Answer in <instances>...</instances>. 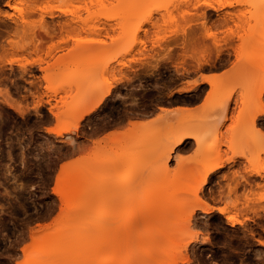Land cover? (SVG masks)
<instances>
[{"label":"rangeland","instance_id":"obj_1","mask_svg":"<svg viewBox=\"0 0 264 264\" xmlns=\"http://www.w3.org/2000/svg\"><path fill=\"white\" fill-rule=\"evenodd\" d=\"M196 1L5 0L11 7L0 9V168L13 173L20 196L0 207V228L8 229L12 220L21 225L7 249L10 264L57 262L62 235L86 225L77 221L76 207L66 208L54 191L57 178H80L87 190L97 186V179L118 172L127 177L109 191L123 189L124 200L93 204L99 212L92 227L103 212L120 205L116 212L121 218L115 212L112 228L127 218L137 224L128 238L111 232L106 264H211L221 258L225 240L236 241L248 264H264V246L258 243L264 239V136L258 117L253 120L264 106L259 102L262 91L264 96V60L259 61L264 58V22L254 28L251 17L262 14L263 20L264 0H230L235 6L221 12L204 4L191 6ZM204 10L208 18L200 15ZM227 12L246 13L244 30L236 16L229 24L220 20L224 17L219 14ZM43 17L47 28H58L54 39L41 32ZM72 18L64 30L58 27ZM208 27L219 43L208 36ZM244 36L253 45L242 44ZM53 43L61 45L54 49ZM39 44L42 49L35 53ZM51 47L53 56H46ZM121 62L128 66L122 68ZM208 69L229 71L219 77L202 107L129 128L171 104L199 101L205 87L182 89L195 73ZM184 133L192 135L189 141L174 148ZM233 155H238L235 161L206 174L210 163ZM79 157L88 158L68 165ZM116 160L124 163L120 169L111 167ZM105 161L108 169H99ZM34 168L41 174L37 187L48 189L39 212L29 184L20 179ZM204 206H225L242 223L231 225L216 209L205 213ZM130 213L134 218L127 217Z\"/></svg>","mask_w":264,"mask_h":264},{"label":"bare ground","instance_id":"obj_2","mask_svg":"<svg viewBox=\"0 0 264 264\" xmlns=\"http://www.w3.org/2000/svg\"><path fill=\"white\" fill-rule=\"evenodd\" d=\"M33 1V3L34 4H36L38 1L37 0H32ZM36 1V2H35ZM32 2H31V4H33ZM187 3H188V1H187ZM243 3V1H239V4H242ZM33 4V5H34ZM190 4V3H189ZM202 4H204L207 8H211V9H213V10H215V11H220L222 8H224V7H226V6H235V2L234 1H230V0H215V1H207V0H197L196 2H194V3H191V6H193V7H195V8H197L198 6H200V5H202ZM255 4H257L256 6H260L259 4V2H257V3H255ZM36 6V5H35ZM180 7V6H179ZM178 7V8H179ZM182 9V8H181ZM185 9V8H184ZM183 9V10H184ZM187 11H188V9H186ZM259 10V9H258ZM257 10V11H258ZM185 12V14L184 15H186L187 17H185L184 15L182 16V17H185V19H186V21L189 19V16L186 14V13H188L189 14V11L188 12ZM183 12V11H182ZM221 12V11H220ZM259 12V11H258ZM264 12V11H263ZM262 12V13H263ZM180 13V12H179ZM193 13V12H192ZM207 12L204 10V12L202 13V14H200V15H202V16H204V18H208L206 15ZM255 14H256V12H254ZM261 13V12H260ZM181 14V13H180ZM183 14V13H182ZM181 14V15H182ZM191 14V13H190ZM219 14V13H218ZM220 16H223L224 17V19H220L222 22H225L226 24H229V21H231V20H233L234 21V19H235V16L239 19V22L241 21V23H239V22H237L238 23V25L237 26H239V27H241V28H243L244 27V21L245 22H248V19H245V17L244 16H246V13H241V15H235V13H232V12H227V13H220L219 14ZM257 16H251L254 20H256V23H255V25H253V27L254 28H257L258 26H260V24L262 23V22H264V18H263V20H262V18L261 17H263L262 16V14L261 15H259V14H256ZM259 15V16H258ZM191 16V15H190ZM184 19V20H185ZM45 19H44V17L43 18H41L40 20H39V23H40V28L42 29V33L44 32L46 35H50V36H52V39H54L53 38V36L54 35H52V34H56V32L58 31H56L55 32V30L56 29H58V28H56V27H54L53 29H49V27L47 28V26L45 25V21H44ZM72 20H74L73 18L72 19H67V20H65L64 22H61L59 25L60 26H58L59 28H61V29H63L64 30V28H66L68 25H70L71 23H72ZM219 20V21H220ZM224 20V21H223ZM247 20V21H246ZM219 21H217L218 23H221V22H219ZM22 22L24 23V24H26L28 21L26 20V18L23 16L22 17ZM156 22L157 21H155L153 24H155V25H157L156 24ZM189 22V21H188ZM38 23V24H39ZM207 22L206 21H204L203 22V25L206 27L207 26V24H206ZM217 23H215L214 25H216ZM264 24V23H263ZM154 25V26H155ZM223 25H225L224 23H223ZM262 25V24H261ZM158 26V25H157ZM156 27V26H155ZM237 28V32H238V30L240 29L241 30V28ZM250 27H251V25H250ZM253 27H251V28H253ZM261 27V26H260ZM209 28V32H208V36H210V37H213L214 38V40H215V42L216 43H219V40H217L216 39V33L215 32H212V30L210 29V27H208ZM229 28V27H228ZM250 28V29H251ZM52 30V31H51ZM211 30V31H210ZM225 30H226V28H225ZM239 30V31H240ZM242 30H244V28L242 29ZM249 30V29H248ZM256 30H258V29H256ZM255 30V31H256ZM259 30H261L260 28H259ZM235 31V30H234ZM245 31H246V28H245ZM258 32V31H257ZM42 33H41V35H42ZM43 33V34H44ZM185 33V32H184ZM227 33V32H226ZM228 33H232V35H234L235 33H236V31H235V33L231 30H229V32ZM239 33V32H238ZM254 34H255V32H254ZM185 36V35H184ZM55 37V36H54ZM231 37H234V36H231ZM258 37V36H257ZM249 40H253V39H250V36H249V38H248ZM257 39H259V37L257 38ZM197 40V39H196ZM199 40V39H198ZM245 40V41H244ZM244 43H242V44H247L246 42H249V43H251L249 40H246V38H245V36H244ZM184 43H185V41H184ZM204 43V42H203ZM248 43V44H249ZM252 43H254V42H252ZM251 43V44H252ZM260 43V42H259ZM54 44V43H53ZM247 44V45H248ZM52 45V44H51ZM58 45V47L61 45H59V44H57L56 43V46ZM250 45V44H249ZM253 45V44H252ZM55 46V44H54V49L56 48H58V47H56ZM204 45H202V47H203ZM206 46H208V45H206ZM41 47V45L39 44V45H35V53H36V51H37V53H39L40 51L39 50H41L42 48H40ZM256 47H257V45H256ZM184 49V51L182 52L183 54H184V56H187V55H189V54H187L188 52L186 51V45H184V47H183ZM259 48V47H258ZM50 49V48H49ZM52 47H51V50H47L46 51V56H48V55H50V56H53L52 54H53V51L55 52V50H54ZM203 49H204V47H203ZM208 49H210V47H208ZM207 49V50H208ZM53 50V51H52ZM206 50V49H205ZM211 50V49H210ZM39 51V52H38ZM58 51V50H57ZM200 51H202V49L200 50ZM204 51V50H203ZM185 52V53H184ZM187 52V53H186ZM209 52V51H208ZM219 54L222 52V50L220 49L219 51ZM42 53V52H41ZM204 53V52H203ZM227 53V52H226ZM203 55V54H202ZM40 56H41V54H40ZM205 56V55H204ZM45 57V56H44ZM189 57V56H188ZM246 57V56H245ZM248 57V56H247ZM246 57V59H248ZM38 58V57H37ZM46 58V57H45ZM48 58V57H47ZM172 58V57H171ZM175 58H177V57H175ZM41 59H44V58H42V57H40V60ZM179 59V58H178ZM206 59H207V57H206ZM211 59V58H210ZM257 59V58H256ZM262 59L264 60V58L262 57H259V61L261 60V62H262ZM37 60V59H36ZM180 60V59H179ZM218 60V59H217ZM44 61V60H43ZM203 61V60H202ZM201 61V62H202ZM36 62H39V59H38V61H36ZM41 62V61H40ZM48 62V61H47ZM204 62V61H203ZM206 63H207V60H206ZM210 63V62H209ZM39 64V63H38ZM42 64V63H41ZM40 64V65H41ZM120 64V66L123 68L125 65H127L128 66V64H126V63H119ZM203 64V63H202ZM211 64V63H210ZM213 64V63H212ZM259 64V63H258ZM263 64V65H262ZM262 66L264 67V61L262 62ZM159 65V64H158ZM24 66H26V65H24ZM226 66V65H225ZM1 67V66H0ZM157 67V66H156ZM211 67V66H210ZM23 68V67H22ZM25 68H27V67H24V70H22V71H25V70H27V69H25ZM42 69H45V68H42ZM205 69V68H204ZM210 69H212V68H210ZM209 70V69H208ZM28 71V70H27ZM32 71V70H31ZM228 71H229V69L227 70H225L222 74H221V76H220V78L221 77H223V75L225 76V74H227L228 73ZM31 74V73H30ZM38 77V76H37ZM36 78V77H35ZM220 78L217 76V75H214V76H206L205 77V79L211 84V90H210V92L208 93V95H207V97H210L212 94H213V88H215L216 87V85H217V83H218V81L220 80ZM35 80V79H34ZM34 80H33V82H34ZM37 80V79H36ZM37 81H35V83H36ZM197 86H198V83L197 82H193V83H190L189 84V86H187V87H185V88H183L182 89V91L184 90H195V88H197ZM181 91V90H180ZM181 91V92H182ZM199 91V90H198ZM218 91V90H217ZM216 91V92H217ZM0 92H1V90H0ZM187 92V91H186ZM200 93V92H199ZM198 93V94H199ZM202 93V92H201ZM215 93V92H214ZM2 94V93H1ZM7 94H8V92H7ZM262 94H263V91L261 92V95H260V99H259V102H260V105H264V101H263V99H262ZM4 95V94H3ZM192 95V94H191ZM196 95V94H195ZM200 95V94H199ZM7 96H9V95H7ZM194 96V95H193ZM192 97V96H191ZM198 97V96H197ZM196 97V98H197ZM201 97V96H200ZM199 97V98H200ZM211 98V97H210ZM5 100H6V98H4ZM192 99H193V97H192ZM207 99V98H206ZM197 100V99H196ZM7 101H9V100H7ZM6 101V102H7ZM168 101V100H167ZM192 101V100H191ZM206 101V100H205ZM7 103H10V102H7ZM192 103H193V101H192ZM12 104V103H11ZM102 104V100L101 101H98V103H96L95 105H94V107L93 108H91V109H89L88 110V113H90L91 111H93L94 109H96L97 107H99L100 105ZM183 104V103H182ZM183 105H185V104H183ZM204 105V104H203ZM189 106V105H188ZM193 108H191V107H187V105L186 106H184V107H177V108H174V109H168V108H166V107H164V108H162V112L163 113H159L156 117H154V118H151L150 120L148 119H146V120H137V121H133V122H131L129 125V128L131 129V128H136V127H138V126H142V125H144V124H148V123H152V122H156V121H158V120H160V119H162V118H164V117H171V118H174V117H176V116H178V115H180V114H185V113H187V112H189V111H191ZM52 111V110H51ZM52 113H54V112H52ZM262 113H264V106H261L260 107V109H258L255 113H254V115H253V120H255L260 114H262ZM83 116V115H82ZM81 116V117H82ZM79 120L80 119H78L77 121L79 122ZM78 124L79 123H76V125H75V127H77L78 126ZM49 129H51V128H49ZM52 131L53 132H55V130L54 129H52ZM262 134H263V136H264V131H262ZM192 135H190V133H184V134H181V135H179L177 138H176V141H175V145H174V148L175 147H178L179 145H181L182 143H185V140L187 139V138H189V137H191ZM66 137H71L70 135H67ZM194 139H196L197 141H199V138L198 137H194ZM184 146V145H183ZM237 157H238V155H233V156H231V157H229V158H227V159H225V160H217V161H215V162H213V163H210L207 167H206V174L207 175H209V174H211V173H213V172H215V171H217L218 169H220L221 167H223L226 163H228V162H231V161H235L236 159H237ZM86 158H88V157H79V158H75V159H73L68 165L69 166H71V165H79L80 163L82 164V163H84V160H86ZM109 163V161H105V162H102L101 164H100V166H99V169H101V170H104V169H108V168H105V167H107V166H105L106 165V163ZM111 167H113L112 169H114V167H115V169L117 168V169H120L121 167H122V165H124V163H122V161L121 160H116V161H111ZM109 166V165H108ZM119 166H121V167H119ZM110 167H109V171H110ZM106 171H108V170H106ZM256 173H258V174H260V171H256ZM126 177H127V174L126 173H124V172H118L117 174H115L114 176H109V177H103V178H99V180L97 179V181H96V179H95V181L97 182L96 183V187L94 188V187H92L91 189H87V190H82V180L80 179V178H76V177H71V178H67V182H66V179L64 180V179H59V178H57V186L55 187V192L60 196V199L62 200V202L64 203V206L66 207V208H69V209H73L74 207H76V209L78 210L77 212H78V217H76L77 218V221H79V222H81L82 223V221H86V225H83V226H80L79 228H76V229H74L71 233H69L68 235L66 234V236L64 237L63 235H62V239H63V241H61L62 243H60V241H59V243L61 244H59L60 245V248H59V252H58V261L57 262H55L54 263V261H53V263L52 264H106V262H104L105 260L107 261V259L105 258L106 257V253H107V251H106V249H108L107 247H108V243L110 242V241H108L110 238H112L113 236H112V233L113 232H115V236L116 237H119V238H126V236H127V238H128V236H130L131 235V233H132V231L135 229V226H136V224H137V222H135L134 220H133V222L132 221H129L128 219L129 218H127L125 221L127 222V223H124V219H122V223L120 222L119 223V225L117 226V227H115V228H112V226H113V224L115 223V216H116V213L117 212H119L118 211V208L120 207L121 208V206L122 205H120V206H118V207H116V208H114V210L115 211H111V213L110 212H103V214H102V217H101V221H100V223L98 224V225H96V226H93L92 227V223H94L95 222V219L98 217V215H97V212H99V208H96L95 206H93V204H96V203H99V202H101V201H103V200H105V201H110V202H122L123 200H124V190L122 189V190H115V191H113V190H111V191H109V188L111 187V186H113V185H115V183L117 184L118 182H120V181H122V180H124V179H126ZM121 183V182H120ZM73 184H75L76 186H71V185H73ZM107 188H108V190H107ZM196 194H198V191L196 192ZM107 199V200H106ZM119 208V209H120ZM214 209H216V210H218L220 213H222V214H224L225 216H226V218H227V220H228V222L231 224V225H234L235 223H242V221H240L235 215H233V214H231V212H230V210H229V208H227V207H225V206H223V207H213V206H204L203 208H202V210L205 212V213H210V212H212ZM116 210H117V212H116ZM104 211V210H103ZM116 212V213H115ZM118 214V213H117ZM119 215V214H118ZM122 216V215H121ZM130 217V219H132L131 217H133V216H131V213L129 214V215H127V217ZM139 217H140V215H138ZM137 216V217H138ZM119 217H120V215H119ZM118 217V218H119ZM123 217H124V215H123ZM137 217H135L136 218V220H138V219H140L139 217L137 218ZM228 217H232L233 219H231V220H229L228 219ZM111 218V219H110ZM121 218V217H120ZM126 218V217H125ZM134 218V217H133ZM112 219H114V220H112ZM118 220V219H117ZM121 220V219H120ZM80 223V224H81ZM77 226H79V224H77L76 225V227ZM51 228V227H50ZM48 230H49V228H47ZM46 229V230H47ZM112 232V233H111ZM64 237V238H63ZM61 238V237H60ZM137 239H139V240H137V241H140L141 239V236L138 238V236L136 237ZM111 240V239H110ZM132 240V239H131ZM125 244V243H124ZM128 246V245H127ZM124 247H125V245H124ZM260 255V254H259ZM264 257V256H263ZM105 259V260H104ZM20 264V263H19ZM108 264H109V262H108Z\"/></svg>","mask_w":264,"mask_h":264},{"label":"snow or ice","instance_id":"obj_3","mask_svg":"<svg viewBox=\"0 0 264 264\" xmlns=\"http://www.w3.org/2000/svg\"><path fill=\"white\" fill-rule=\"evenodd\" d=\"M10 4H6L5 0H0V9L10 8ZM35 119V117H33ZM260 123L264 126V113L260 116ZM52 131V129H49ZM19 151V149H18ZM47 154V153H45ZM25 169L27 165H24ZM43 167V165H41ZM24 183H28L29 187L27 189L28 192L34 194L35 199V211L39 212L42 211L43 205L47 200L45 196V192L48 191L45 188L43 191L40 187H37L41 179V174L39 169L34 168L32 174L30 176H25L20 178ZM30 181V183H29ZM17 181L13 179V173H5L3 168H0V207L6 208L8 202L13 196L19 197L20 192L14 191L16 188ZM16 216H23L22 212L14 213ZM3 219L8 220L9 217L7 214L3 215ZM229 220L233 219L232 217H228ZM21 230V225L16 221L12 220L11 224L9 225L8 229L0 228V264H10L7 257V249L12 241L15 240L16 235L19 234ZM264 235V233H262ZM211 235H209V239H211ZM258 243L264 246V239H259ZM219 251L221 253V258H213L211 264H248L247 260H243V252L240 248L236 247L235 240H225L221 244ZM246 251V249H245ZM192 264H196V261L193 260Z\"/></svg>","mask_w":264,"mask_h":264},{"label":"crops","instance_id":"obj_4","mask_svg":"<svg viewBox=\"0 0 264 264\" xmlns=\"http://www.w3.org/2000/svg\"><path fill=\"white\" fill-rule=\"evenodd\" d=\"M224 71H225V69L219 70V71H216V70L198 71L190 79H188L186 84L189 85L190 83L197 82L198 83V86H197L198 90L205 87V93L202 96V98L199 101L194 102L193 104H185V105H183V104H180V103H176V104H171L170 106H166V107H168V109H174V108H177V107H184L186 105H187V107H191V108L202 107L203 104L205 103V100L207 98L208 93L210 92V90L212 88L211 84L205 79V77L206 76H214V75H217L218 77H220L221 74ZM191 94L194 95L195 93L194 92H188L187 93L188 96L191 95ZM263 100H264V96H263ZM260 116H261V114L257 118L258 128H260V129H262L264 131V126H262V124L260 123ZM189 139L190 138H187L185 140V143L188 142ZM185 143H182L179 146H183Z\"/></svg>","mask_w":264,"mask_h":264}]
</instances>
